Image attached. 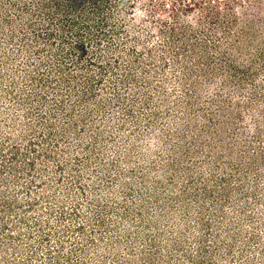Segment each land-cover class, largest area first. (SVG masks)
Segmentation results:
<instances>
[{
	"label": "rangeland",
	"instance_id": "obj_1",
	"mask_svg": "<svg viewBox=\"0 0 264 264\" xmlns=\"http://www.w3.org/2000/svg\"><path fill=\"white\" fill-rule=\"evenodd\" d=\"M0 264H264V0H0Z\"/></svg>",
	"mask_w": 264,
	"mask_h": 264
}]
</instances>
